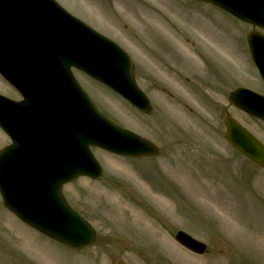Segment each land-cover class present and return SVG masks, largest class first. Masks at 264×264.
<instances>
[{
	"label": "rangeland",
	"instance_id": "1",
	"mask_svg": "<svg viewBox=\"0 0 264 264\" xmlns=\"http://www.w3.org/2000/svg\"><path fill=\"white\" fill-rule=\"evenodd\" d=\"M57 1L130 55L152 103L148 114L75 74L104 115L159 152L127 158L93 149L103 178L82 177L63 189L96 230L94 245L84 250L23 224L0 197V264H264V170L225 141L222 121L228 112L264 142V123L228 98L240 86L262 89L246 35L264 30L194 0ZM0 93L19 98L2 77ZM9 143L0 130V149ZM178 230L209 251L182 247L174 239Z\"/></svg>",
	"mask_w": 264,
	"mask_h": 264
},
{
	"label": "water",
	"instance_id": "2",
	"mask_svg": "<svg viewBox=\"0 0 264 264\" xmlns=\"http://www.w3.org/2000/svg\"><path fill=\"white\" fill-rule=\"evenodd\" d=\"M204 1L264 27V0ZM54 5L52 0H0V72L23 95L28 94L22 102L0 95V127L12 140V145L0 151V193L22 221L80 249L93 244L95 231L67 204L62 186L82 175L102 177L90 146L127 156L154 155L157 149L102 116L72 74L66 73V68L75 65L147 112L150 103L135 83L130 58L91 30H87L86 44L83 36L65 34V28L56 23L45 28L50 33L35 28L38 19L59 18ZM60 36L69 40L66 48L57 44ZM248 41L264 77V35L252 32ZM61 58L71 61L67 65L55 61ZM230 99L236 107L264 120V96L237 89ZM224 122L227 141L264 168V145L231 116ZM176 240L197 253L206 251L205 244L183 231Z\"/></svg>",
	"mask_w": 264,
	"mask_h": 264
},
{
	"label": "bare ground",
	"instance_id": "3",
	"mask_svg": "<svg viewBox=\"0 0 264 264\" xmlns=\"http://www.w3.org/2000/svg\"><path fill=\"white\" fill-rule=\"evenodd\" d=\"M169 27V29L168 28H165V30L167 31V34H169V35H171L173 38H175V36H174V30L172 29V28H170V26H168ZM173 34V35H172ZM208 35H209V33H208ZM209 40L211 41L212 40V36L211 35H209ZM212 41H214V39L212 40ZM229 53H230V51H229ZM159 201H161V203H163V202H167L166 200H163V199H159V198H157ZM164 204V203H163Z\"/></svg>",
	"mask_w": 264,
	"mask_h": 264
}]
</instances>
